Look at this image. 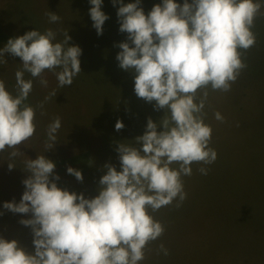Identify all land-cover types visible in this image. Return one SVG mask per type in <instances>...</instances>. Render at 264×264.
Returning a JSON list of instances; mask_svg holds the SVG:
<instances>
[{"label":"clouds","instance_id":"clouds-1","mask_svg":"<svg viewBox=\"0 0 264 264\" xmlns=\"http://www.w3.org/2000/svg\"><path fill=\"white\" fill-rule=\"evenodd\" d=\"M93 28L102 36L110 18L101 9L103 0H89ZM118 7L120 33L127 42L117 45L118 66L134 74V93L155 111L165 115L147 120L145 133L116 147L120 171L106 163L99 180L98 195L85 198L58 187L61 177L56 164L45 155L25 162L24 192L19 203L5 202L3 209L13 214L30 215L19 223L30 228L34 252L17 240L0 237V264H141L149 245L165 232L151 213L175 202L181 207L187 199L182 177L198 171L208 174V165L218 157L210 147L213 129L205 123V107L211 92L231 90L247 65L244 54L256 44L253 32L256 19L264 15L261 0H162L145 14L142 0ZM48 22H60V16L46 13ZM69 32L57 42L51 28L34 30L10 38L0 49L22 60L15 72L16 94L0 80V153L15 149L32 138L37 130L36 111L56 96L55 90L37 108L26 103L33 90L29 73L43 87L46 71L56 76L59 87L71 86L81 72L82 49L69 46ZM43 114V112H42ZM215 119L224 122L220 112ZM125 127L117 120V132ZM61 119L57 116L47 127L46 152L53 150ZM162 128V131L158 129ZM9 171L15 167L8 163ZM67 173L83 183L81 171L72 167ZM4 212H0V216ZM159 251L168 255L161 243Z\"/></svg>","mask_w":264,"mask_h":264},{"label":"rangeland","instance_id":"rangeland-1","mask_svg":"<svg viewBox=\"0 0 264 264\" xmlns=\"http://www.w3.org/2000/svg\"><path fill=\"white\" fill-rule=\"evenodd\" d=\"M134 2L124 0L125 5ZM176 2L183 4V0ZM160 3L142 0L141 6L147 14ZM90 7L89 0H0V49L10 38L49 28L57 32V42L69 32V46L82 49V72L71 86L59 87L56 76L48 71L43 77L47 87L24 74L25 80H33L27 104L37 108L53 90L56 96L43 109L37 108L36 133L15 149L18 155L9 160L13 149L0 153V212H4L0 237L17 240L29 252H34L31 229L19 221L30 215L3 209L5 202L19 203L22 198V181L28 176L25 162L45 155L56 164L55 173L61 177L58 187L94 198L106 174L103 166L111 163L120 171L118 143L134 141L145 133L149 117L159 124L165 115L135 95L134 74L118 66L121 49L115 45L127 42V34L119 31V5L103 0L101 10L110 18L102 36L92 26ZM49 12L59 15L60 22L50 24ZM253 32L256 44L244 54L246 69L229 92L210 91L204 110L205 123L213 129L210 147L216 150L217 160L206 166L207 175L194 163L192 175L182 177L188 195L181 207L174 202L151 213L165 232L149 245L141 264H264V15L256 19ZM4 60L0 80L15 95V72L22 60L11 54H5ZM217 111L224 122L215 119ZM57 116L61 119L57 143L46 152L47 127ZM117 120L125 125L119 132ZM8 163L15 168L9 171ZM68 167L82 172L83 183L67 173ZM161 243L168 255L159 251Z\"/></svg>","mask_w":264,"mask_h":264}]
</instances>
